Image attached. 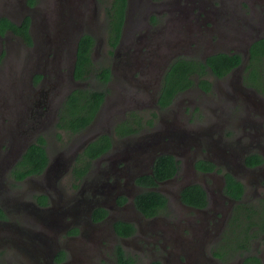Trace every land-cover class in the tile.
I'll return each instance as SVG.
<instances>
[{
	"label": "flooded vegetation",
	"instance_id": "af4514ba",
	"mask_svg": "<svg viewBox=\"0 0 264 264\" xmlns=\"http://www.w3.org/2000/svg\"><path fill=\"white\" fill-rule=\"evenodd\" d=\"M130 1L118 42L110 47L104 29L95 28L98 23L93 21L90 0H0V67L8 106L0 109V208L4 212L0 256L4 255L8 264H80L78 258L87 264H119V251L130 264H138V257L144 264H168L171 258L176 264H211L221 261L213 254L224 251L226 236L237 229V223L243 225L234 219L242 217L241 208H264V0H135L133 6H144V11L133 10ZM103 18L104 14L102 27ZM4 19L19 28L29 20L31 43ZM84 33L95 38L92 60L98 51L108 61L112 58L113 64H107L111 72L107 88L118 74L127 76L139 69L132 82L141 84L131 85L125 96L134 87L139 89L128 101L148 102L142 106L152 110L147 109L148 117L140 110L143 125L136 133L117 138L113 128L123 110L115 108L120 94L111 96L113 110L93 128L100 130L95 138L112 135V146L92 160L74 187L68 174L77 155L92 141L82 146L81 136L93 124L70 136L55 124L68 95L88 83L74 78L78 37ZM51 34L56 35L54 40ZM19 40L26 51L15 43L20 44ZM219 54L235 56L239 62L216 75L207 61L216 62ZM14 59L16 69L5 72V65ZM178 59L196 63L200 70L204 66L202 74L195 70L189 75L196 85L199 81L210 84L208 90L200 86L196 94L223 101L215 102L209 110L213 117L208 129H199L194 135L190 134L193 129L181 127L187 118L182 121L171 114L176 94L168 105L157 104L162 76ZM156 60H161L160 72L151 65ZM152 70L156 77L149 92L146 84L152 80ZM107 97L109 94L104 102ZM150 118L153 122L149 125ZM57 131L63 142L57 139ZM39 135L47 141L46 167L40 174L10 179L11 167ZM162 155L174 157L175 173L157 180L154 186L136 183L139 177L153 174V164ZM198 162H204L202 167ZM62 177L68 178V186ZM228 184L234 189L241 187L240 198L229 194ZM197 186L204 195L202 206L188 204L181 197L187 187ZM149 189L161 193L166 204L164 210L146 216L136 208L134 199ZM39 195L46 197L45 203L38 202ZM96 208L106 210L100 219L93 218ZM167 209L177 222H165L159 216ZM36 219L39 228L54 230L53 241L35 236L34 243H28L33 237L27 236L24 223ZM181 220L185 223L179 227ZM118 221L130 224L133 231L117 233L114 224ZM185 229L189 236L184 235ZM18 232L23 236L20 242L15 238ZM61 234L65 236L62 240ZM74 240L81 241L72 245ZM204 240L209 259L203 260L198 245ZM258 240L264 242V231ZM29 246L37 252L35 262L25 254ZM226 250L233 253L225 252L230 256L227 262L243 264L244 257L254 256V263L246 264H264V247L251 248L253 252L243 256L237 254L236 246Z\"/></svg>",
	"mask_w": 264,
	"mask_h": 264
},
{
	"label": "trees",
	"instance_id": "16d2710c",
	"mask_svg": "<svg viewBox=\"0 0 264 264\" xmlns=\"http://www.w3.org/2000/svg\"><path fill=\"white\" fill-rule=\"evenodd\" d=\"M100 3L104 2V38L106 44L110 47H115L118 39L121 34V29L126 17L128 10V0H97ZM4 22L9 23L13 28L19 29L22 36L30 44L31 37L28 33V24L27 20L23 28L16 27L14 24L10 23L9 20L4 19ZM2 22V20L0 21ZM95 42V38L89 34L84 33L81 35L78 41L77 53H76V63L74 78L80 81L88 82L86 86L78 87L74 89L62 103L58 112V121L55 124V128L62 130L65 134L70 136L71 134H77L87 127H89L94 121L95 118L104 102L105 96L108 92L107 84L111 79L110 67L107 64L96 65L95 61L91 59L92 45ZM112 54V52H110ZM219 59L216 62L207 61L211 70L216 75H221L222 72L226 69L225 66L230 67L239 62L235 59V56H228L226 54H219ZM201 70L199 65L196 66V63L176 60L173 61V64L166 69L164 75L162 76V81L160 85V90L158 91V101L157 104L161 107L168 105L172 98L179 91L189 87L193 83V80L189 78V75L195 70L202 74L204 69L201 65ZM39 76L35 77L37 80ZM93 81V82H91ZM203 82V81H202ZM199 81L198 85L204 87L206 90L209 89V83H202ZM139 112L131 111L126 113V117L121 119L113 128L114 134L117 138L136 133L138 129L143 125ZM153 115L155 113L153 112ZM153 118L147 120V124H152ZM57 139L63 142L61 132L57 131ZM73 137V136H72ZM67 143V142H66ZM113 137L110 134H101L94 140H92L84 149L81 151L76 159L74 164L70 168V178L72 181V186L76 187L80 183V180L86 171L91 167V162L94 158H97L100 155L108 152L112 146ZM47 141L44 135H39L35 142L30 144L26 150L22 153L17 162L11 167L8 176L14 181L21 180L28 175L40 174L47 165ZM199 167L204 164V162L197 163ZM153 174L139 177L136 180V183L150 187L156 184L157 180H163L168 177H171L176 170L175 160L172 155H162L158 157L153 164ZM238 184V183H237ZM239 185V184H238ZM187 187L181 193L182 199L188 204L194 206H202L205 204L204 195L202 190L197 187ZM241 187L236 189L232 188L228 184V192L230 195H233L236 198L241 196ZM39 203H45L46 197L39 195ZM134 203L136 208L144 215L150 216L158 213L160 210H164L166 204V198L155 190H146L138 194ZM242 209V217L234 218L236 222H245V227L239 229L243 232V237L241 241L236 244L237 254L242 255L244 251L250 249L248 242L251 239L258 237L261 234V231H264V208L260 206L254 208ZM106 214V210L102 208H96L93 213L94 219H100ZM236 214H239L237 211ZM259 214L262 215L261 220H255L256 217H259ZM245 216L249 218L247 222ZM4 217V212L0 208V218ZM238 227L239 223H237ZM115 230L121 235H127L133 231V228L130 224L125 222H116L114 224ZM258 227V229L256 228ZM263 227V228H262ZM259 228H261L259 230ZM258 233V234H257ZM227 246V245H226ZM225 246L224 251L215 252L213 256L217 257L221 261H227L233 253H229L226 250L228 247ZM256 258L253 256L244 257L243 264H246L247 261L254 263ZM133 261V259H131ZM119 264H130V260H127L122 253L119 251Z\"/></svg>",
	"mask_w": 264,
	"mask_h": 264
},
{
	"label": "rangeland",
	"instance_id": "374dc122",
	"mask_svg": "<svg viewBox=\"0 0 264 264\" xmlns=\"http://www.w3.org/2000/svg\"><path fill=\"white\" fill-rule=\"evenodd\" d=\"M13 1H15V0H13ZM90 1H91V3H90V11L93 12V21L95 23H98V24L95 25V28H98V29H96L97 31H101V28H102V32H103L104 22H103V27H102V24H100V22L102 20V16H103V13H104V7L103 6L105 4H104V2L100 3L97 0H90ZM134 1L135 0H132V2L130 1L131 4L129 2V5H131L130 7H132L133 10L134 9L135 10H141V11L145 10V7L141 6V5H139L137 8H135L133 6V2ZM92 6H93V8H92ZM99 24H100V26H99ZM40 31H41V29H39V32ZM41 35L43 36V34H41ZM52 35H55V34H52ZM19 41H20V44L17 43V42H15V43L17 45H19L20 49L23 48V51H26V49H28V48H26L23 45L24 44L23 41H21V40H19ZM37 42L40 43V39H37ZM12 43L14 44V41ZM131 50H132V48H130V51ZM23 51H22V53H24ZM94 59L95 60H93V61H95L96 65H99V64H102V65L103 64H113L112 63V58L108 61L104 56H102L101 51L96 52V55H95ZM14 61H15V59H14ZM14 61L13 62L9 61V63H8L9 66H8V64L5 65V72H8L10 70H15L16 69V65H15L16 61L15 62ZM115 61L118 62L117 60H115ZM160 61L156 60L155 63L151 64L153 66V69L156 68L155 72H157V71L160 72L161 71L162 65L159 63ZM1 64L2 63H0V65ZM139 71H140L139 69H137L135 71L131 70V72L127 76H124L125 75L124 73L122 75H120V76L118 74V76L116 78H114V81L111 83V87L108 88L109 90H108L107 94H109V97L106 98V100L104 102V105L105 104L107 105L109 103V100H110L111 96H114L117 93L120 94L119 103L115 101L116 102L115 108L123 110L122 115H121V117L119 119H123L124 117H126V113L131 112V111H135V112L136 111L137 112L144 111L143 114L146 115V117H148V115L150 114V113H148V111L152 110V108H149L148 106H144V107L142 106V105L148 104V102H145V104H143V102L140 101V100L128 101V97L129 96H131V95H133L135 93L137 94L138 92H140L139 89L134 87V90L130 94H127L125 96V91H127V88H129L131 85L141 84L140 81H137V83H133L132 82V75H139ZM155 72L152 70V72L150 74V76H151L150 79H152V80H149V83L146 84V86H148L147 89L149 90V92L153 91V88L151 87V84H152L153 78L155 79V77H156V73ZM155 82L156 81L154 80V84H155ZM198 88H201L200 85H196V82H194V80H193V83L191 85H189V87H187V88L179 91L178 93H176V96L174 95L176 104H179V105L175 104V106L173 108H171V110H172L171 114L173 115V117L178 116L179 119L182 120V121H185L186 118H187V122L185 121L181 127H185V130L186 129H193V131H191L190 134H192L193 132L196 133L199 129L207 130L208 129V125L210 124V119L213 117V115H212L213 113L211 114L209 112V110H212V107L214 106L215 102H218V101L219 102H223L222 100L217 99V96L216 97L212 96V98L214 99V100H212V99H208V98L203 97L201 94H196L197 91H200ZM209 88H210V84H209ZM187 89H189V90H187ZM159 90H160V88H159ZM6 92H7V85L5 84V82L3 80V73H2V70H1V67H0V109L8 108ZM121 93H122V96H121ZM111 101H114V100L111 99ZM135 103L138 104L139 108H137V107L135 108V106H136ZM109 104H110V109L113 110V108L111 107V103H109ZM137 109H139V110H137ZM147 109H149V110H147ZM168 113H169L168 111L165 112V114H168ZM116 115H119V113L118 114L116 113ZM95 122H97V121H95ZM95 122H94V124H95ZM92 129H94V128H91V130ZM192 135H194V134H192ZM59 149L60 148L55 149V150H59ZM68 176H70V175L68 174ZM61 180H63L64 184H66V185L69 183L67 177H62ZM70 182H72V181L70 180ZM162 188L168 189V188H170V186H167V187L163 186ZM248 206L249 205H247V207ZM188 213L189 212H187V214H184L183 217L187 218L188 215H189ZM159 216L164 218L163 221H165V222H167V221H169V222H175L176 221L177 222V217L171 212V210L167 209V210L163 211ZM191 216H192V214H191ZM259 216L262 218L261 214H259ZM10 217H11V219L13 218V220H16L14 218L15 216H10ZM258 219H259V217H256L255 220H258ZM194 220L197 221V219H194ZM248 221L249 220H247V222ZM154 222H158L159 223L161 221L160 220H156ZM184 223H185L184 220H181L178 223V226L180 227ZM241 223H243L242 226L239 225L241 227L238 226L237 229H232L231 233L226 236V241H225V244H224V248H225L226 245H227L226 247H228V248L232 247V246H236V244L239 241H241V239H242V237L244 235H243V232L239 231V229L241 230V229H243L246 226L245 222H241ZM24 225L27 228V236L33 237V239L28 241V243H30V244L34 243V239H35L34 237L35 236L47 237V238H49V240H52V241L56 238V235L54 234V230L46 232L47 230L44 229L43 227L39 228V226H41V225H40V222L37 221V219L36 220H32V221L28 220V222L24 223ZM174 228H177V226H174ZM12 229L16 230L15 228H12ZM184 231L186 232L187 229H185ZM184 235L185 236H189L190 232L188 231V232L184 233ZM258 237L254 238L253 240H251L250 242L247 243V244H249V247H251L252 249L257 248L258 246L260 248L264 247V242L259 241ZM15 238H16V240L18 242H20L21 239L23 238V236H20L19 232H18L17 235L15 236ZM63 238H65V236L63 234H61L60 235V239L62 240ZM185 238H189V237H185ZM80 241L81 240H74V241H72V242L70 241V242L73 245V242L77 243V242H80ZM198 246L200 247L199 250L203 252V253H200V254H202V257L200 259H203V260L206 259V258L209 259L208 245L206 243V240L202 241V243H199ZM194 247H197V245L194 246ZM185 248H187V245H186V247H184V249ZM251 248L246 250V251H244L243 254L240 255V256H243L246 252L248 254H251V252H253L251 250ZM27 251H29V252L28 253L24 252V253L26 255L32 257L33 258L32 261L35 262V255L37 254L35 248L32 247V246H29V249ZM25 259H28V258H25ZM192 259H193V257L191 258L190 261H192ZM78 260H79L80 264H87L86 260H81L80 261L79 258H78ZM137 261H138V264H144L143 263V259L141 257H138ZM9 262L10 261L7 258H5L4 255L0 256V264H8ZM92 262H94V261H89L88 264L89 263L92 264ZM210 262H211V264H233V262H230V261L229 262H227V261H210ZM263 262H264V259H263ZM176 263L177 262H175V260H172V258H171L170 261H168V264H176Z\"/></svg>",
	"mask_w": 264,
	"mask_h": 264
},
{
	"label": "water",
	"instance_id": "95a60500",
	"mask_svg": "<svg viewBox=\"0 0 264 264\" xmlns=\"http://www.w3.org/2000/svg\"><path fill=\"white\" fill-rule=\"evenodd\" d=\"M55 36L56 35H52L51 34L49 37L54 40ZM79 38L80 37H78V40H79ZM135 105L138 106L137 103H135ZM111 106H112V108L114 107L113 105H111ZM109 109H110V104H107V105L105 104L104 105V103H103L101 108H100V110H99V113H98L99 117L97 116V119L95 121H97V120L101 119L102 117H104V115L108 113ZM97 123L98 122H95V124L92 125V128L95 127L97 125ZM99 131L100 130L97 131L95 129L91 130V128H90V130L84 132V134H82V136H81V138H82V146L87 144L89 141L93 140L98 135V133H100ZM105 158H108V156H106Z\"/></svg>",
	"mask_w": 264,
	"mask_h": 264
},
{
	"label": "clouds",
	"instance_id": "9594fccd",
	"mask_svg": "<svg viewBox=\"0 0 264 264\" xmlns=\"http://www.w3.org/2000/svg\"><path fill=\"white\" fill-rule=\"evenodd\" d=\"M94 122H95V121H94ZM94 122H93L92 124H94ZM92 124H91V125H92Z\"/></svg>",
	"mask_w": 264,
	"mask_h": 264
}]
</instances>
